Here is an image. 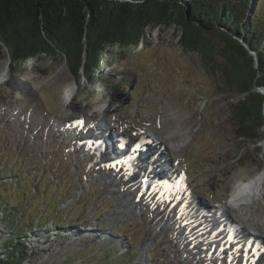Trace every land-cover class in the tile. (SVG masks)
<instances>
[{"label":"rangeland","instance_id":"obj_1","mask_svg":"<svg viewBox=\"0 0 264 264\" xmlns=\"http://www.w3.org/2000/svg\"><path fill=\"white\" fill-rule=\"evenodd\" d=\"M148 32L147 45L114 56L95 80L75 77L60 58L29 60L15 72L8 55L0 56V245L16 207L12 218L28 227L27 243L43 242L31 247L29 264H198L194 253L205 240L194 242L201 234L192 216L178 217L186 200L162 195L147 209L141 197L156 191L145 190L134 202L133 181L131 192L120 185L125 172L113 171L111 153L99 164L106 176L92 170L100 155L79 129L101 121L126 132L155 128L171 153L186 160L193 196L225 205L241 192L242 201L225 211L264 237V143L238 140L231 116L245 96L228 92L201 53L187 52L176 27ZM205 38L220 43L218 36ZM213 57L225 65L218 53ZM221 215L215 213L218 222ZM78 218L79 226L70 223ZM185 222L194 235L182 240Z\"/></svg>","mask_w":264,"mask_h":264},{"label":"trees","instance_id":"obj_2","mask_svg":"<svg viewBox=\"0 0 264 264\" xmlns=\"http://www.w3.org/2000/svg\"><path fill=\"white\" fill-rule=\"evenodd\" d=\"M171 24L182 31V47L201 53L228 92L245 96L232 106L235 137L263 144L264 95L255 88H264V0H0V56L8 55L15 72L29 60L60 58L75 77L95 80L114 56L147 45L145 27ZM205 35L219 36L220 43L204 41ZM238 40L257 53L259 69ZM213 52L226 66L214 61ZM13 210L6 216L12 224L0 245V264H29V251L43 242L37 237L27 243L28 227L13 220L19 209Z\"/></svg>","mask_w":264,"mask_h":264},{"label":"bare ground","instance_id":"obj_3","mask_svg":"<svg viewBox=\"0 0 264 264\" xmlns=\"http://www.w3.org/2000/svg\"><path fill=\"white\" fill-rule=\"evenodd\" d=\"M94 127H96L97 128V130H100V131H103L104 130V132L107 130V127L104 125V123H103V121H101L100 123L98 122V124H97V122L96 123H94V124H92L91 126H88L87 124L85 125V130L87 131V136H89V138L88 139H92V141H91V143L93 144V145H95V146H97V150H98V152H99V155L100 156H96V158H93V163H94V165H95V167L93 168V166H92V170H96V172H98L99 174H104L103 176H106L107 175V173L106 172H100V171H102V169H103V167L102 168H99V164H102V166H103V163H102V161H101V159H109V157H108V153H106L105 151H103V149H102V147H101V145H99L98 144V142L97 141H99V140H101V138L99 137V134L97 133V131L94 129ZM85 131L84 130V128L83 129H79V134L81 135V132H83V131ZM80 135H78V137L80 136ZM82 138V137H81ZM82 141V140H81ZM151 146H154V145H152L151 144ZM156 148V147H155ZM162 155V154H161ZM101 161V162H100ZM131 161V160H130ZM115 163H118L117 165L118 166H120L121 164H120V162H115ZM130 163H132V165L134 166V167H136V169H138L137 168V166L133 163V162H130ZM90 164H92V163H90ZM114 164V163H113ZM113 168V167H112ZM120 170H121V168H119ZM115 169L113 168V171H114ZM119 170V171H120ZM139 170H141V169H139ZM91 171V169H88L87 170V172H90ZM118 172V171H117ZM127 172H131V171H127ZM138 172V171H137ZM100 175V176H101ZM134 175H136V173L134 174ZM111 178H113V176L111 177ZM126 178V177H125ZM125 178L123 179V177H119L118 178V180H119V182H120V185L122 186V187H124V189H128L129 190V192H131V190H130V188L132 187V186H130L129 184L127 185V183H129V181H131L132 180V178H127V179H129V180H127L126 182H124L125 181ZM175 179H177V180H180V178H175ZM160 180H163L162 179V177H161V179ZM133 181V180H132ZM131 181V182H132ZM179 183H181V182H179ZM125 184V185H124ZM127 185V186H126ZM165 185H170V184H165ZM130 186V188H128ZM136 186L137 187H139L137 184H136ZM177 186V185H176ZM254 185H252V186H248V190L250 191V192H252L253 191V189H254ZM169 188V187H168ZM167 190V188H164V191H166ZM256 190V189H255ZM121 191H119V193H120ZM133 192V191H132ZM138 192H144V193H147L145 190H140L139 188H138V190H136V194L138 195ZM168 192V193H167ZM247 192V191H246ZM243 193H244V191H243ZM162 195H164L165 197H167V196H173L174 197V199L175 200H179V199H181V200H190L189 198H187L188 196H187V194L185 193V192H179V193H175V192H173V191H171V190H167L166 192H160V193H158L157 195H155L156 196V198L157 199H159V197L160 196H162ZM189 195V194H188ZM139 197H140V195H138ZM150 196V195H149ZM155 196L153 197V198H155ZM182 197V198H181ZM138 198V197H137ZM151 199V198H148V200L150 199L154 204H157V202L159 201V200H157L156 199V201L154 200V199ZM241 198H243V195H242V193L241 192H239V194H234L233 195V197H232V200L231 201H229L228 203H226L225 205H222L221 206V209L222 210H229V208H232L233 207V204H236V203H239V202H241L242 201V199ZM168 199V198H167ZM150 201V202H151ZM195 201L197 202V203H200V204H202V202L199 200V199H197V198H195ZM191 204L192 203H190V207H191ZM142 207V206H141ZM179 209H181V210H184V212H181L180 214H179V216L178 217H180V220L181 219H183L184 218V216L186 215V216H189V213L188 212H186V209H187V207L188 208H190L189 207V205L188 206H185V205H182V204H180L179 206ZM144 208V207H143ZM158 209V211H159V209H160V207L159 208H157ZM199 213H200V211H199V209L197 210ZM159 214L158 215H160V212H158ZM215 213L216 212H214L213 214H211L207 219H204L203 221H198V224H197V226H198V229L200 230V231H198V233L199 234H201V236L200 237H198V235L196 234L195 235V237L193 238V240H194V242H196V243H199V244H201V242H203L204 240H205V242L206 241H208L209 243L207 244V246L210 248L209 249V251H208V253H207V255H209V254H211V257L213 258V257H215V256H220V257H224L225 258V260H224V263L223 264H239L238 263V261L241 259V264H244V262L245 261H247V263L246 264H255L256 262H254L253 260H254V258H252L251 256H250V254L249 253H247V251L248 250H246V249H244V247L242 246V245H240V243L238 242V241H236L237 242V246H235V243L233 242V243H231V245L229 246L228 245V243H227V238H225V240L224 239H222L221 237H219V238H214L213 237V235H211V230L213 229V227L214 226H219V222H218V220H216L217 218H215ZM222 216V215H221ZM178 217H177V215H175V218H177L178 219ZM192 217H194V215H192ZM221 219V217L219 218V220ZM179 220V221H180ZM172 221H173V218L171 219V218H168L167 219V224H171L172 223ZM185 223H187V222H185ZM177 225V224H176ZM174 226V225H173ZM187 226H188V230L183 234V236L181 237V239L182 240H185V239H188V238H191L193 235H194V231L191 229V227H190V225H188V223H187ZM191 243L192 242H189L188 243V245L190 246L191 245ZM204 244H201L200 245V247L198 248V250H197V252H196V255H197V257H196V259H197V261H198V264H202V260H204L205 258H207L208 256L207 255H205V252L207 251L206 249H201V247L203 246ZM195 254V253H194ZM263 257V255L259 258V259H263L262 258ZM259 261V260H258ZM214 264H222V263H220L219 261H215L214 262Z\"/></svg>","mask_w":264,"mask_h":264},{"label":"water","instance_id":"obj_4","mask_svg":"<svg viewBox=\"0 0 264 264\" xmlns=\"http://www.w3.org/2000/svg\"><path fill=\"white\" fill-rule=\"evenodd\" d=\"M186 13H187V17H189V10H187L186 9ZM172 26H174V27H176L175 25H173V24H171V26H168V25H164V26H156V27H154V29H153V27L152 26H147V27H145L146 28V32H147V37H149V30H151V31H153V30H156L157 28H166V27H172ZM177 28V27H176ZM177 30H178V33H179V43H180V38H181V36H182V31H181V29L180 28H177ZM219 37V36H218ZM220 38V37H219ZM239 41V40H238ZM241 44H242V46L246 49V51L250 54V55H252L253 56V60H254V65H255V69L257 70V69H259V62H258V57H257V53L256 52H254V51H252L251 50V48L249 47V46H247V44L245 43V42H243V41H239ZM255 91L256 92H259V93H261V94H263L264 95V88H262V87H256L255 88ZM263 112H264V110H263Z\"/></svg>","mask_w":264,"mask_h":264}]
</instances>
